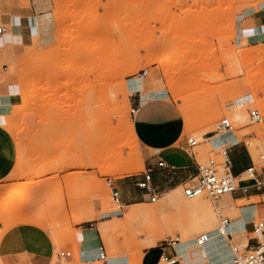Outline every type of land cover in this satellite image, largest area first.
<instances>
[{"label": "rangeland", "instance_id": "1", "mask_svg": "<svg viewBox=\"0 0 264 264\" xmlns=\"http://www.w3.org/2000/svg\"><path fill=\"white\" fill-rule=\"evenodd\" d=\"M255 12L264 14V0H0V29L6 30L0 83H17V99L0 114V240L19 224H34L50 233L55 260L57 251L78 258L79 228L102 220L107 258L117 253L132 264H165L159 256L145 260L152 255L145 253L169 237L196 240L208 224L218 229V202L187 200L182 187L134 209L113 200L106 178L130 199L146 171L131 115V85L144 70L145 94L149 82L168 90L186 135L199 143L201 165L222 163L215 139L205 138L223 134L224 118L239 141L253 144L259 165L264 123L251 126L249 114L264 116V37L252 40V29L240 22ZM44 13L53 15L49 32L42 29ZM172 48L168 63L175 66L163 68L159 58ZM235 105L246 109L244 117H230L226 107ZM252 135L257 139H245ZM16 190L24 193L8 198ZM227 197L218 203L220 216L233 220ZM253 203L259 199L238 205ZM246 238L235 239L232 248L247 247Z\"/></svg>", "mask_w": 264, "mask_h": 264}, {"label": "crops", "instance_id": "2", "mask_svg": "<svg viewBox=\"0 0 264 264\" xmlns=\"http://www.w3.org/2000/svg\"><path fill=\"white\" fill-rule=\"evenodd\" d=\"M255 12L249 14L241 22L245 30L252 29V40L258 41L264 37V14ZM247 18H250L247 20ZM43 28V16H42ZM241 29V28H240ZM242 30V29H241ZM243 31V30H242ZM242 36L243 32H242ZM12 38L9 40V42ZM8 41V39H7ZM7 46V43L3 41ZM148 93H146V86L140 84H133V106L139 111L134 119V128L139 143L142 146L144 155L146 157L145 167L154 169L152 175V187L154 194L158 197L171 192L179 191L186 183L198 176V167L200 162L198 160L196 148H191L188 144L189 137L186 135L184 117L175 103L171 100V95L168 90L163 88V84L156 82H149ZM17 83L13 79H8L6 83H0V114L4 115L8 109L12 107L16 98ZM21 86V85H20ZM19 86V87H20ZM21 89V88H20ZM136 92H139L138 94ZM138 96H141L139 103ZM149 96V98H144ZM6 122L8 117L5 118ZM226 134V133H225ZM220 136H206V140L217 139ZM234 141L226 144L231 146L229 150L232 160V174L241 182V185L250 186L249 193L242 195L235 193L229 195L228 201H232L234 207L229 208L230 213H235L233 223L237 222L240 230L244 232L241 236L247 235L246 240L249 246L254 245V238L250 239L248 236L253 235V222L259 219H264V190L259 191L252 187L253 181L248 180L246 172L254 164V156L250 149L246 148L244 141H239L238 137L233 134ZM256 135L246 137L250 139ZM214 145V143H213ZM223 147V146H222ZM218 150V148H214ZM159 161L166 162L168 168L158 169L156 165ZM255 177L264 178V170H258ZM140 178H137L138 181ZM121 201L125 207L133 205L136 209L140 204H151V195L144 190L137 188L136 183L132 185V194L130 199L121 190ZM126 194V193H125ZM253 199H259V203H253L249 206L239 207L238 203L251 202ZM173 202L174 199L169 200ZM137 212V211H134ZM134 217V216H133ZM143 217V215L141 216ZM136 218H140L139 216ZM103 221L90 223L87 226L80 227L81 232L77 235V243L79 251L82 252L77 258L71 253V257L63 260H55L54 249L55 243L46 230L34 224H19L9 229L0 240V263L1 264H111L110 258L124 259L126 264H132L130 259L121 254H110L107 258V249L104 244L101 232L103 227L100 225ZM240 224V226H239ZM206 227V226H205ZM233 227V225H232ZM244 229V230H243ZM232 231V229H231ZM102 234H104L102 232ZM234 237V236H233ZM234 241V239H233ZM229 240L222 241V245L228 246L230 249ZM227 244V245H226ZM242 246V245H241ZM104 247L106 251V258L100 259V248ZM166 251L168 254L174 255L172 250H163L158 248L145 254H152L146 256L145 260H155L157 256L160 257ZM177 253L182 259V264H192L190 258L186 255H181V249L177 247ZM187 257V258H186ZM151 260V261H152ZM188 262V263H187Z\"/></svg>", "mask_w": 264, "mask_h": 264}, {"label": "built area", "instance_id": "3", "mask_svg": "<svg viewBox=\"0 0 264 264\" xmlns=\"http://www.w3.org/2000/svg\"><path fill=\"white\" fill-rule=\"evenodd\" d=\"M4 28L0 29V34L5 33ZM242 35L241 29L239 28V35ZM238 40V35H237ZM149 75L148 70H144L136 75L134 78L144 80ZM135 93V92H134ZM137 94L139 92H136ZM139 103L141 102V96H138ZM137 108L131 110V115L135 119L137 113ZM261 113L258 110H253L249 114L250 125H256L262 122ZM218 130L227 131L230 133L235 132L234 125L228 118L221 120ZM246 148L250 149L252 143L243 142ZM188 144L191 148H196L199 146V143L194 138L188 139ZM231 146H225L222 150L219 151V155L222 159V163L219 164L217 160L211 159L206 165H199L198 167V176L183 186V195L187 199H195L199 197H206L213 202H218L225 195H233L235 193H241L242 195H247L250 190V186L241 185V182L233 176L232 160L230 157L229 150ZM258 149H261L259 146ZM158 169L168 168L166 162L159 161L156 165ZM258 170H264V150H261L260 154V163H256L247 170L246 178L252 180V187L256 188L259 191L264 190V178L255 177V173ZM154 173L153 168L147 169L136 183L137 188L147 191L151 195V202L156 203L159 200V197L154 194V189L152 187V175ZM106 184L110 188L113 200L116 203L121 201V192L116 184L115 179L111 177L106 178ZM264 201V196H263ZM232 226V220L228 217L220 216L219 219V228L218 234L222 237H227L229 242L233 239V235L230 232ZM253 233L255 234L254 245L244 248H239L234 246L233 250V261L232 264H264V219H259L253 223ZM212 241V237L208 233L200 234L196 238V243L199 246H206ZM182 243L179 236L175 238H166L163 242V250H172L174 255L168 254L166 251H163L161 256L162 262L165 264H181V258L177 253V246ZM57 256L59 260L64 258L71 257V252H60ZM100 259L104 260L106 258V251L104 247L100 248Z\"/></svg>", "mask_w": 264, "mask_h": 264}, {"label": "bare ground", "instance_id": "4", "mask_svg": "<svg viewBox=\"0 0 264 264\" xmlns=\"http://www.w3.org/2000/svg\"><path fill=\"white\" fill-rule=\"evenodd\" d=\"M35 1H39V0H35ZM38 10H41V8H39ZM249 14L250 13H247L245 16H243V17H241L240 18V22H242L244 19H245V17H247V16H249ZM54 22H53V15L51 14V13H44V15H43V31L44 32H49V30L52 28V24H53ZM191 34V33H190ZM189 35V34H188ZM189 36H191V35H189ZM188 36V37H189ZM190 38H192V37H190ZM181 39H182V37H181ZM184 43V42H183ZM182 43V44H183ZM185 43H186V41H185ZM188 45V44H187ZM186 45V46H187ZM173 46V45H172ZM180 46H182V45H180ZM194 47V46H193ZM199 47V46H198ZM168 48V47H167ZM195 49V48H194ZM201 49V48H200ZM178 50H179V48H178ZM177 50V51H178ZM191 50V49H190ZM172 51V53L170 54V52ZM170 52L168 51V53L169 54H162L163 55V57L165 56V55H168V56H166V57H164V58H159L160 60V63L163 65V64H165V66L163 67V68H165V67H168L167 66V64L169 65V64H171L170 66H175V64H173V63H168V62H172V60L170 59V58H172V57H170V56H172V54H173V51H174V48H172V50H171ZM182 51H183V49H182ZM182 51H181V53H182ZM193 51V52H192ZM192 51H190V54H188V55H191V52H192V55L194 54V52H195V50H193L192 49ZM196 51H198L197 49H196ZM175 52V51H174ZM188 53H189V50L187 51ZM187 52H185V53H187ZM196 54H198V52H195ZM183 54V53H182ZM196 54H195V56H196ZM192 55H191V57H192ZM204 55V54H203ZM173 56H174V54H173ZM161 57V56H160ZM186 57H187V55H186ZM193 57H194V55H193ZM202 57V56H201ZM200 57V58H201ZM207 57V56H206ZM166 58V59H165ZM196 58V57H195ZM167 59H169V61L167 60ZM167 62H166V61ZM164 61H165V63H164ZM192 61V60H191ZM198 61V60H197ZM173 64V65H172ZM195 64V63H194ZM185 66V65H184ZM205 66V65H204ZM181 67V66H180ZM179 67V68H180ZM174 68V67H173ZM167 70H169V69H167ZM174 70V69H173ZM166 72V71H165ZM175 72V71H174ZM205 74V73H204ZM188 75V74H187ZM193 75V74H192ZM172 78V77H171ZM174 78V77H173ZM133 80H135V84H140V83H142V82H144V80H142V81H140V79H138V78H134ZM186 80V79H185ZM205 82V81H204ZM142 86V85H141ZM131 87H132V85H131ZM130 87V88H131ZM144 98H149V96H144ZM241 98V97H240ZM243 98V97H242ZM255 100V99H254ZM229 105H230V103H229ZM228 105V106H229ZM226 107V109L228 110V112H230L231 114H230V117L231 118H236V119H240V118H242V117H244L245 116V108H243V106H238V105H235L234 107ZM261 117H262V122L261 123H264V116L261 114ZM232 119V120H233ZM243 120V119H242ZM234 121V120H233ZM244 121V120H243ZM220 132H223V133H226L225 135H223V136H221V137H219V138H217L216 140H214L213 141V143H214V146H215V148H218V150L220 149V150H222L225 146H227L226 144H228L229 142H233L234 141V136H233V134H235V132L234 133H230V132H227V131H223V130H219ZM223 146V147H222ZM19 191V190H18ZM20 192V193H19ZM19 192H17V190H16V192L14 191V193H12V192H10L8 195H9V197L8 198H13V197H19L20 196V194L21 193H24V191H19ZM17 194H19V195H17ZM7 195V196H8ZM22 196V195H21ZM225 196H228V195H225ZM225 196H223V197H225ZM231 196V195H230ZM222 197V198H223ZM199 198H202V197H199ZM221 198V199H222ZM27 199V198H26ZM187 199V198H186ZM195 199H198V198H195ZM195 199H187V200H195ZM221 199L218 201V203L221 201ZM10 200L8 199L7 200V202H9ZM7 202H5L4 203V205H2V206H6V204H8ZM218 203L216 204V213L219 215V217H220V215H221V209H220V207H219V205H218ZM153 204V203H152ZM232 225H233V227L231 226V228H230V232L232 233V235L234 236L233 237V239H234V241H235V239H238V237L240 236V235H242V234H244V232L242 231V230H240L239 229V227H238V223L237 222H234L233 223V220H232ZM239 226H240V224H239ZM207 230L205 231L206 233H208V234H210V236L212 237V241L209 243V244H207L206 246H199L197 243H196V240L195 239H191V240H189V241H183L180 245H178L177 247L179 248V249H181V255H187L190 259V262L192 263V264H232V261H233V250H232V248H228V246H225V245H222V241L223 240H225V239H227L228 240V238L227 237H222V236H220L219 234H218V229H214V226H212L211 224H208V225H206V227H205ZM231 229H232V231H231ZM244 230V229H243ZM233 239L232 240H230L231 242L233 241ZM233 241V242H234ZM227 245V244H226ZM238 247L239 248H243L244 246H241V245H238ZM234 248V247H233ZM179 255V254H178ZM99 256H100V254H99ZM180 257V256H179ZM187 258V257H186ZM109 262L111 263V264H126L127 262H125V260L124 259H120V258H110L109 259ZM188 263V262H187ZM181 264H182V259H181Z\"/></svg>", "mask_w": 264, "mask_h": 264}]
</instances>
